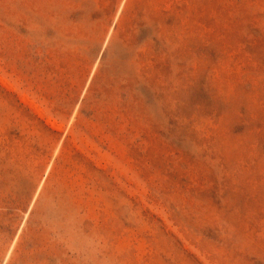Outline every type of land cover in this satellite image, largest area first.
Returning a JSON list of instances; mask_svg holds the SVG:
<instances>
[{
  "label": "rangeland",
  "instance_id": "rangeland-1",
  "mask_svg": "<svg viewBox=\"0 0 264 264\" xmlns=\"http://www.w3.org/2000/svg\"><path fill=\"white\" fill-rule=\"evenodd\" d=\"M0 264H264V0H0Z\"/></svg>",
  "mask_w": 264,
  "mask_h": 264
}]
</instances>
